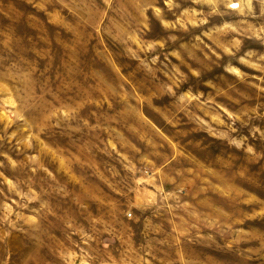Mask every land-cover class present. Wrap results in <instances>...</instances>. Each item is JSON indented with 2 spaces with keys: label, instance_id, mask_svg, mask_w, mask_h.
I'll return each mask as SVG.
<instances>
[{
  "label": "rangeland",
  "instance_id": "rangeland-1",
  "mask_svg": "<svg viewBox=\"0 0 264 264\" xmlns=\"http://www.w3.org/2000/svg\"><path fill=\"white\" fill-rule=\"evenodd\" d=\"M0 264H264V0H0Z\"/></svg>",
  "mask_w": 264,
  "mask_h": 264
}]
</instances>
